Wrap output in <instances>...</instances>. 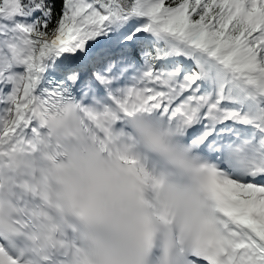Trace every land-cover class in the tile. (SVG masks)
<instances>
[{"label": "snow or ice", "instance_id": "snow-or-ice-1", "mask_svg": "<svg viewBox=\"0 0 264 264\" xmlns=\"http://www.w3.org/2000/svg\"><path fill=\"white\" fill-rule=\"evenodd\" d=\"M0 264H264V0H0Z\"/></svg>", "mask_w": 264, "mask_h": 264}]
</instances>
